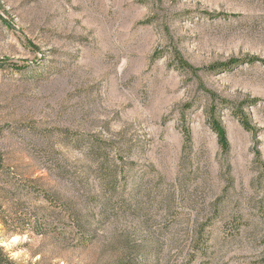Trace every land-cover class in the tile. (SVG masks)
<instances>
[{"label": "rangeland", "instance_id": "obj_1", "mask_svg": "<svg viewBox=\"0 0 264 264\" xmlns=\"http://www.w3.org/2000/svg\"><path fill=\"white\" fill-rule=\"evenodd\" d=\"M0 264H264V0H0Z\"/></svg>", "mask_w": 264, "mask_h": 264}, {"label": "trees", "instance_id": "obj_2", "mask_svg": "<svg viewBox=\"0 0 264 264\" xmlns=\"http://www.w3.org/2000/svg\"><path fill=\"white\" fill-rule=\"evenodd\" d=\"M250 61H254V60L249 59L246 62L249 63ZM181 65H183V64L181 63ZM210 129H211L212 133L217 137L218 146H219V149L221 150V152L225 156L229 155L230 152H229V145H228V141H227V135L225 134L221 125L219 123H216V121H211ZM182 135L184 136V143L187 145L190 144L191 135H189L188 130H185ZM218 204H219V202H218ZM216 209H217V213H218V207Z\"/></svg>", "mask_w": 264, "mask_h": 264}]
</instances>
